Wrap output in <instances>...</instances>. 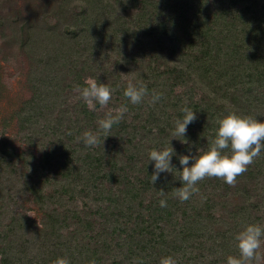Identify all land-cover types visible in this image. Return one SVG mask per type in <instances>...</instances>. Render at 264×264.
Here are the masks:
<instances>
[{
  "label": "trees",
  "instance_id": "16d2710c",
  "mask_svg": "<svg viewBox=\"0 0 264 264\" xmlns=\"http://www.w3.org/2000/svg\"><path fill=\"white\" fill-rule=\"evenodd\" d=\"M82 1L81 8L76 5L73 20L75 23L88 20L90 31V21H94V62L100 61L101 50L114 47L116 40L125 45L118 69L115 72L102 69L95 79L104 83L103 78L109 76L105 83L114 89L115 100L121 96L120 105L127 106L123 119L113 124L108 135V141L112 140V146L118 148L122 144L119 135H127L122 144L127 155L119 159L111 153L100 129L102 143L98 147L93 149L82 143L79 151L72 146L85 128L94 126L97 130V120L105 115L97 111L98 104L91 110L80 102L81 108L70 114L66 128H62V118L56 116L57 146H47L32 163L38 166L35 172L40 170L29 190L33 202L45 210L44 186L54 176L58 183L59 179L64 180L58 188L60 193L75 190L78 183L81 191L91 184L101 193L98 200L105 203L104 207H97L103 217V229H107L103 233L112 239L119 238L121 257L140 264H159L165 256H172L177 264H227L229 255L239 256L235 234L246 224L264 226V150L236 178L234 186L219 178L206 177L196 185L200 192L187 201L182 202L174 195L175 188L182 186L176 173L182 169L179 157L195 155L197 149L206 147L207 138H214L218 127L214 121L227 110L264 119V0ZM66 3L68 0L63 1L64 6ZM87 29L66 33L62 30L57 34L56 54L45 62L41 60L44 65L53 66L46 70L45 81L53 82L50 87L59 86L51 75L53 70L62 82L70 74L79 83L83 81L77 60L67 64L66 59L72 54L68 58L64 55L66 50L73 53L82 38L91 44ZM23 30L22 46L26 51L38 43L41 33L52 31L47 27L41 30L32 21L23 25ZM68 33L71 35L67 36ZM134 72L138 74L132 79ZM129 80L142 81L147 86L148 95L140 104H132L123 94ZM153 91L160 93L161 98L149 104ZM27 100L28 106L36 110L24 112L21 122L25 124L32 121L30 118L38 110L45 109L33 96ZM183 107L192 109L196 115L195 121L187 126L188 143H182L183 138L171 137L175 120L183 118ZM33 134L29 127L24 132L30 143ZM168 140L175 150L170 159L174 168L172 173H159L152 184L154 162L148 160V153L153 148L161 150ZM56 151L58 155H54ZM74 153L80 155L76 164L68 160ZM17 155L25 168L29 155H25V149ZM46 165L50 170L44 173ZM160 190L164 196L159 194ZM161 199L166 200V207L160 206ZM44 217L47 220L39 222V235L43 239L53 238L56 229L49 228L55 227V222L49 215ZM96 240L94 254L110 245L107 238ZM8 254L7 251L2 254L3 264H12ZM258 256L254 264H264V244ZM121 257L112 263L123 264Z\"/></svg>",
  "mask_w": 264,
  "mask_h": 264
},
{
  "label": "rangeland",
  "instance_id": "374dc122",
  "mask_svg": "<svg viewBox=\"0 0 264 264\" xmlns=\"http://www.w3.org/2000/svg\"><path fill=\"white\" fill-rule=\"evenodd\" d=\"M63 1L0 0V158H5L0 160V264H3L1 259L5 251L9 253L12 264L15 260L18 262L16 264H30L29 261H32L31 264H52L57 257H67L71 264H89L92 260L95 264H113L112 260H119L117 258L121 257L123 251L120 248L121 244L117 243L119 241L117 236L112 239L103 233L107 232V229H103V217L97 212V207H104L105 203L98 200L101 193L93 185L90 184L81 191L82 186L78 183L74 187L75 190L60 193L58 188L64 180L59 179L60 183H58L55 180L57 176H54V179L46 183L43 190L47 195L44 206L45 210L47 208L46 213L39 204L33 202L30 196L29 190L33 188L40 171L37 169L35 172L38 166L32 163L39 159V155L47 146L56 147L58 144L56 116L59 115L62 118L64 126L62 128H66L70 114L77 108V110L81 108L80 102L84 103L79 93L75 91L76 87L86 86L85 80L96 78L102 69L109 68L115 72L119 67L120 52L125 50V45L121 44L120 40H116L114 47L109 50L102 49L100 61L94 62V21H90L91 31L88 20L75 23L73 14L78 10L76 5L81 8L83 1L68 0L65 6ZM29 21L41 30L47 27L52 31L48 34L41 33L38 39L39 44H33L26 51L22 46V41L25 39L23 25L26 26ZM82 28H88L85 32H88L91 44H87L82 38L73 53L66 50L64 55L68 58L69 53L72 54L71 60L66 59L67 64L69 61L73 62V59L77 60L76 66L80 69V75L83 76V81L80 82L82 84L73 79V74H70L67 81L62 82L58 72L53 70L51 75L55 76L54 81L59 86L50 87L49 85L53 82L48 83L45 77L46 70L53 69V66H46L44 62L51 55L56 54L54 47L59 44L57 34L62 30L66 33L68 30H82ZM70 32L72 34V31ZM71 34L68 33L67 36ZM42 59L44 62H41ZM96 66L99 68L97 71H95ZM135 74L138 73L134 72L130 77L133 79ZM108 77L103 78L104 83L107 82ZM56 92L60 95H56ZM32 96L45 109L38 110L30 118L31 123L25 124L21 122L24 112L28 114L30 109L36 110L32 108V105L29 107L27 103V99ZM115 96L116 94L112 93V99L106 108L96 104L97 111L101 115L120 106L121 96L119 100H115ZM28 127L35 133L31 143L24 135ZM85 130L99 133V127L97 130L94 126ZM74 133L76 135L77 129L73 130ZM80 136L72 141V146L79 151L83 143L78 141ZM121 136L119 142L123 144V138L126 139L127 135L123 133L119 135ZM60 137L62 141L65 140L64 134ZM105 140L107 149L111 148V153H114L116 157L120 159L127 155L123 151L125 145L121 144L122 148L119 149L120 147L112 146V140L108 141V136ZM46 143L49 144L46 145ZM96 147L98 146L91 148ZM23 149H25V155H29L26 169L19 161L20 156L17 155ZM79 153H74L71 158L68 157L69 162L76 164L80 157ZM32 154L35 159L32 158ZM56 154L58 155L57 151L54 155ZM48 167L44 173L50 170ZM52 208L54 210H51ZM44 215H49L55 222V227L49 228V230L56 229L53 233L55 238L43 239V236L39 235V222L47 220ZM31 219H35V222H31ZM98 238H107L110 245L100 253L97 251L94 254ZM120 259L124 261L123 264H140V261L135 259H125L123 256Z\"/></svg>",
  "mask_w": 264,
  "mask_h": 264
},
{
  "label": "clouds",
  "instance_id": "9594fccd",
  "mask_svg": "<svg viewBox=\"0 0 264 264\" xmlns=\"http://www.w3.org/2000/svg\"><path fill=\"white\" fill-rule=\"evenodd\" d=\"M84 87L79 85L75 91L87 104L88 108L95 110L98 103L101 108H106L112 99L114 89L106 83L98 82L95 78L85 80ZM124 96L132 104H140L148 95L147 86L142 81L133 82L129 80L124 89ZM161 98L160 93L153 91L149 104H155ZM128 111L126 105H120L115 110H109L104 118L98 119L97 124L104 137L109 135L113 124H118ZM182 119L175 120V127L171 133L172 138L180 139L182 143H188L185 139L187 126L195 121L196 115L192 109L183 107ZM254 115L239 114L235 109L227 110L226 114L219 116L214 121L218 127L214 138H207V146L197 149L195 155H181L179 163L182 169L177 171L182 186L175 188L174 195L180 201H187L193 194L200 192L197 183L206 177L222 179L230 186H234L236 178L247 171V168L260 156L264 150V119H257ZM78 141L85 146L95 147L101 145L100 134L91 130H85ZM175 154L174 148L167 145L161 150L155 148L148 153V160L154 162V171L151 175V183L154 184L161 172H171L174 168L170 159ZM191 165L189 166V161ZM159 194L164 196L163 190ZM203 199V197H202ZM161 207H166V200L159 201ZM262 237H264V226L258 224H246L235 234L239 256L229 255L227 264H254L259 259L258 251L261 249ZM52 264H71L67 257H57ZM89 264H95L92 260ZM159 264H177L172 256L162 257Z\"/></svg>",
  "mask_w": 264,
  "mask_h": 264
}]
</instances>
